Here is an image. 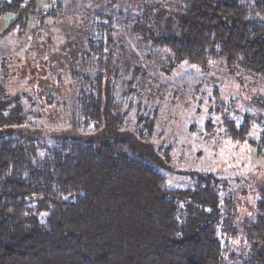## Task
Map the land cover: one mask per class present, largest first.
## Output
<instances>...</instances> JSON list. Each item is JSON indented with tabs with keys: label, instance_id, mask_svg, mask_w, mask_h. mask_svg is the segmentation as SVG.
<instances>
[{
	"label": "trees",
	"instance_id": "obj_1",
	"mask_svg": "<svg viewBox=\"0 0 264 264\" xmlns=\"http://www.w3.org/2000/svg\"><path fill=\"white\" fill-rule=\"evenodd\" d=\"M38 1L0 0V27L7 14L15 17L1 35L25 28ZM117 2L94 14L80 48V127L102 123L119 34L169 49L170 70L176 61L204 71L221 66L264 85V0H136L124 4L128 14L113 11ZM48 15L56 17L54 8ZM3 106L0 99V128L21 126L30 112ZM226 127L246 140V126ZM8 132L0 137V264H264V186L240 216L245 206L227 194L223 200L212 175L170 189L151 161L124 145L67 136L36 145Z\"/></svg>",
	"mask_w": 264,
	"mask_h": 264
},
{
	"label": "rangeland",
	"instance_id": "obj_2",
	"mask_svg": "<svg viewBox=\"0 0 264 264\" xmlns=\"http://www.w3.org/2000/svg\"><path fill=\"white\" fill-rule=\"evenodd\" d=\"M112 1H118L114 12H126L124 4L136 3L39 0V13L25 28L18 26L1 35L15 18L4 17L0 99L4 108L30 112L21 126L3 123L0 137L9 136L8 129H13L21 132L25 142L36 145H51L62 136L124 145L151 161L166 177L168 188L185 190L198 176L212 175L222 182L221 198L231 196L245 206L238 214H249L258 189L264 186V85L247 75L232 74L221 66L204 71L185 61H176L170 70L169 49L119 34V68L106 82L102 123L78 125L75 71L85 72L80 48L90 36L94 14L109 11L107 4ZM52 8L56 17L45 16ZM227 125L237 130L246 126V140L232 139ZM46 217L41 214V222Z\"/></svg>",
	"mask_w": 264,
	"mask_h": 264
}]
</instances>
